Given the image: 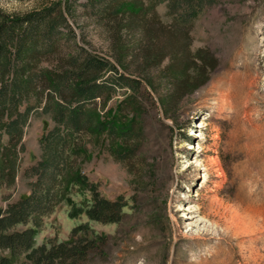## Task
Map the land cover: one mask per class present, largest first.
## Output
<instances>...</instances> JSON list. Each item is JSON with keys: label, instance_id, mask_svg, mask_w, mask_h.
Returning <instances> with one entry per match:
<instances>
[{"label": "rangeland", "instance_id": "374dc122", "mask_svg": "<svg viewBox=\"0 0 264 264\" xmlns=\"http://www.w3.org/2000/svg\"><path fill=\"white\" fill-rule=\"evenodd\" d=\"M53 1L0 0V6L23 13ZM156 10L164 25L173 24L166 3ZM71 21L78 43L118 64L109 24L95 22L82 8ZM186 36L190 51L203 49L217 60L209 81L168 105L162 71L170 57L155 64V84L144 81L148 93L135 114L141 134L136 155L123 160L124 143L105 133L85 136L75 170L66 173L67 194L36 230V247L85 233L100 240L86 264H264V0H218L192 19L187 35L158 30L152 45L179 47ZM127 40L138 45L139 34ZM122 61L131 65L129 73L140 67L130 55ZM123 99L118 89L105 110L113 114ZM55 125L50 115H31L17 172L0 179L1 207L30 193L35 177L27 170L41 159L44 131ZM78 173L87 183L71 182ZM94 191L127 201L121 222L88 217L83 207ZM9 264L31 262L23 255Z\"/></svg>", "mask_w": 264, "mask_h": 264}, {"label": "trees", "instance_id": "16d2710c", "mask_svg": "<svg viewBox=\"0 0 264 264\" xmlns=\"http://www.w3.org/2000/svg\"><path fill=\"white\" fill-rule=\"evenodd\" d=\"M217 2L56 0L23 13H10L0 6V179L16 174L25 127L33 113L50 115L56 124L44 131L41 159L27 170L35 177L30 193L6 208L0 206V264L23 255L31 264L87 263L91 252L99 247V239L84 233L50 247H36V230L65 198L66 173L75 170L85 136L92 139L105 133L112 141L124 143L123 160L136 155L141 134L135 114L142 109L143 95L148 93L144 81L155 84L151 77L155 64L170 57L161 70L170 86L168 105L177 106L209 81L217 60L203 49L190 51L187 36L181 47L156 48L152 44L158 30L184 31L187 35L192 19ZM161 3L168 6L172 25L161 22L156 10ZM77 8L95 22L110 25L112 56L126 71L108 56L78 43L79 35L71 21ZM138 34L140 43L132 45L127 37ZM128 55L140 64L134 73H129V63L123 64ZM118 89L124 90V99L112 114L105 110L106 104ZM87 180L78 173L71 182L84 185ZM126 206L121 196L113 200L94 191L92 202L83 209L93 220L119 223ZM105 240L101 241L104 245Z\"/></svg>", "mask_w": 264, "mask_h": 264}, {"label": "bare ground", "instance_id": "6f19581e", "mask_svg": "<svg viewBox=\"0 0 264 264\" xmlns=\"http://www.w3.org/2000/svg\"><path fill=\"white\" fill-rule=\"evenodd\" d=\"M217 161H218V160H217L216 158H211V160H210V164H216ZM207 164H208V163H207ZM207 164H206V165H207ZM207 169H209V168H207ZM218 171L221 173L222 170L220 169V170H218ZM218 175H220V174L218 173Z\"/></svg>", "mask_w": 264, "mask_h": 264}]
</instances>
